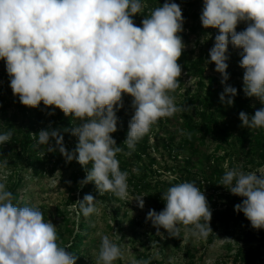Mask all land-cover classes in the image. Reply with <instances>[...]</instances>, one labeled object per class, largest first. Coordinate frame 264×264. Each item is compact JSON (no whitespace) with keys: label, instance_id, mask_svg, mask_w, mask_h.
<instances>
[{"label":"clouds","instance_id":"obj_1","mask_svg":"<svg viewBox=\"0 0 264 264\" xmlns=\"http://www.w3.org/2000/svg\"><path fill=\"white\" fill-rule=\"evenodd\" d=\"M145 7L143 0H0V60L13 95L23 106L43 103L53 109L48 115L59 109L79 121L65 129L78 139L73 151L65 147L61 130L51 126L31 133L35 146L79 163L86 171L81 187L94 183L99 194L111 192L120 199L128 196V173L120 170L116 156L123 148L112 133L117 131L123 96L133 98L134 108L123 144L129 149L126 155L160 118L183 110L169 94L180 86L183 74L178 63L187 47L180 35L182 9L168 0L147 15ZM140 14L145 18L137 26L133 17ZM200 20L203 28L219 30L206 62L221 76V103L232 106L237 95L227 84L231 44L242 49L245 96L264 104V0H204ZM241 22L247 27L237 32ZM239 119L241 127L264 128V107L252 115L241 111ZM12 136L11 130L0 134V145ZM7 163L0 162V167ZM219 185L243 198L234 209L252 228L264 229V169H226ZM13 199L0 182V264H76L77 257L57 242V226L46 222L39 208L14 204ZM161 199L164 209L149 210L146 217L157 234L162 228L179 237L181 225L195 238L213 232L212 211L195 182L177 183ZM96 200L85 194L76 201L85 217L98 212ZM135 200L143 209V197ZM122 256L120 246L103 235L95 264H114Z\"/></svg>","mask_w":264,"mask_h":264},{"label":"trees","instance_id":"obj_2","mask_svg":"<svg viewBox=\"0 0 264 264\" xmlns=\"http://www.w3.org/2000/svg\"><path fill=\"white\" fill-rule=\"evenodd\" d=\"M143 2L146 4L144 14L147 15L152 9L163 5L166 0H143ZM168 2L180 4L183 0H168ZM184 3L192 7V3L188 1ZM182 13L184 20L190 16L192 21L191 25L184 22V31L180 33L185 45L191 43V36L198 38L195 40L196 46L199 45L200 39L202 45L196 55L194 50H184L178 61L183 73L195 79V91L176 104L183 109L175 113L180 119V136L176 139L175 135L167 132L166 126L171 121L170 117L160 118L151 126L149 133L139 140L131 155H126L129 149L123 144L134 109L126 105V102L128 100L132 102L133 98L125 94L122 98L123 108L116 113L117 131L112 133L117 146L123 148L122 152L117 153L116 158L120 170L128 173V194L144 196L157 213L165 207L161 197L169 187L180 182H195L205 194L212 211L210 227L213 232L207 236L206 243L213 244L217 239L224 240V248L228 252H233L230 255L233 264H264V229L252 228L244 214L237 213L234 209L243 198L230 195L227 188L219 185L226 169L237 168L248 173L264 166V128L241 127L242 122L239 119L241 111L252 115L262 107L253 104L254 99L258 101L257 98L246 97L243 92L244 70L239 66L242 49H236L231 44L227 52L229 56L227 84L237 89V95L232 106L221 103L219 94L223 92L224 86L221 84L220 74L216 72L215 75H204L205 64L209 59V52L205 51V47H213L219 30L203 28L200 20L202 12H198L195 8L190 12L183 8ZM144 14L133 17L137 26H141V21L145 18ZM245 28V25L240 23L236 31L240 32ZM210 64L215 66L213 63ZM2 79L5 83L0 86V134L11 130L13 136L9 143L0 145V162L5 160L8 162L6 169L9 177L6 188L13 193V203L25 205L20 193L23 172L27 171L32 178L52 177L57 172L67 174L66 191L71 195L69 203L75 208V213L79 214V220L73 229L69 228L66 219H62L65 234L58 232L57 242L77 257L76 264H90L88 263L90 246L96 243V241L88 242L95 229L92 225L93 217L92 215L85 217L76 201L82 199L85 194L93 195L97 198L96 201L104 204L119 199L111 192L99 194L94 183L81 187L79 181L84 179L86 171L79 163L75 160L68 163L58 151L46 153V146H35L31 133H38L41 129L51 126L61 130L65 147L73 151L78 139L65 129H71L78 120L65 116L59 109H55L54 115L46 118V114L53 109L45 108L43 103L37 108H30L23 106L18 97L9 100L12 95L10 78L6 72L5 62L0 60V81ZM10 103L15 106L12 115L7 114ZM52 144H55L54 140ZM206 145L213 146L210 152L202 150V148L206 149ZM153 153L161 158L160 161L166 154L174 165L165 162L161 165ZM87 167L90 168L91 165ZM166 173L172 177L161 179ZM218 205L222 209H217ZM117 213V209L112 210V219L117 224V229L123 231L117 221ZM125 215L124 212L123 216ZM135 226L136 223L130 221L131 244L136 243L142 248V251H139L134 247L135 260H148L149 264H163L162 261L156 262L150 259L147 241L138 237ZM181 238L179 235V237L171 236L169 239L177 247V241ZM167 243L168 240L164 246ZM191 251L188 246L184 247L182 255L187 259L185 264H194V255Z\"/></svg>","mask_w":264,"mask_h":264},{"label":"rangeland","instance_id":"obj_3","mask_svg":"<svg viewBox=\"0 0 264 264\" xmlns=\"http://www.w3.org/2000/svg\"><path fill=\"white\" fill-rule=\"evenodd\" d=\"M184 1L192 3L190 8ZM204 0H183L179 4L181 9H188V11H194V8L198 12H202ZM191 18L185 20L187 25H191ZM247 27V23L241 22ZM240 24V23H239ZM186 33V31H185ZM195 38L191 36V43L186 45L185 50H194V55L198 54V49L202 45V40H199V45H195ZM212 46L205 47V51L209 52ZM215 66H211L210 63L205 64V74L204 75H215L216 71L214 70ZM180 86L175 90V92L169 93L175 97V103H179L183 98L189 94H192L195 91V79L189 77L188 75L182 74ZM5 83V80L0 81V86ZM11 99H15L16 96H10ZM253 104H256L258 107H264V104H261L260 101L254 99ZM126 105L132 107V102L128 100ZM130 108V109H131ZM15 112V106L10 103L7 108V114L12 115ZM193 114V111L191 112ZM46 114V118H48ZM171 118L170 123L166 126L167 132L177 139L180 136V119L177 114H174ZM196 120V119H195ZM79 123V121H78ZM77 123V124H78ZM165 135V133H163ZM175 139V141H176ZM152 141V140H150ZM213 148L212 145H206V149L202 148L204 152H210ZM162 150H160L161 152ZM186 155V153H184ZM153 156L160 161V157L153 153ZM197 160V159H196ZM165 162L169 165H174V162L167 158L166 154L159 162L161 165ZM259 169H264L262 166ZM258 169V170H259ZM23 181L21 183V200L25 205L34 206L39 208L44 214L45 221L51 220V222L57 226V233L63 232L64 220H67L69 228L75 229L79 214L75 213V208L69 203V198L71 195L66 191V183L68 182L67 174H61L60 172L55 173L52 177H36L32 178L30 174L26 171L22 173ZM9 177V172L6 167H0V182L7 184ZM168 173L163 175L161 179L166 180L171 178ZM206 186V185H205ZM75 194V198H77ZM230 195H233L230 192ZM138 197H143L144 207L143 209L137 206V201L135 200ZM118 198V197H117ZM118 201L104 204L102 202L96 201V206L98 212L92 214V225L95 227L91 237L88 239V242L96 241L95 244L90 246V264H95V258L98 255L99 247L101 243V237L103 235H108L114 243H117L123 253L122 258L114 261V264H134L135 253L134 247L138 248L139 251H142L141 246L134 243L131 244V234H130V221H134L136 226L134 227L135 231L138 233V237L145 239L147 241L146 246L149 247L148 254L150 259H153L156 262L162 261L163 264H185L187 259L182 255L184 247L188 246L194 255V264H233L231 262L230 255L233 252H228L224 248V240L217 239L213 244H207L206 238H195L192 237L187 229L181 225L180 226V236L182 237L177 241V247L172 243L173 241L169 238L171 235L164 229H160L161 234H157L156 228L151 224V221H146L147 213L149 210H152L151 203L146 200L144 196H134L128 194L126 199L118 198ZM117 209V221L119 226L123 231H119L117 224L112 219V210ZM164 209V208H163ZM217 209H222L221 206H217ZM126 213L123 216V213ZM64 233V232H63ZM219 233V232H218ZM65 234V233H64ZM65 237V235H64ZM168 240L166 246L165 242ZM86 242V243H88ZM90 245V244H89Z\"/></svg>","mask_w":264,"mask_h":264}]
</instances>
